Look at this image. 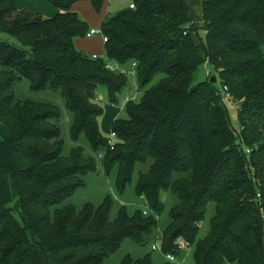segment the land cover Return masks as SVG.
<instances>
[{"label":"trees","instance_id":"16d2710c","mask_svg":"<svg viewBox=\"0 0 264 264\" xmlns=\"http://www.w3.org/2000/svg\"><path fill=\"white\" fill-rule=\"evenodd\" d=\"M45 1L58 11L51 18L0 0V34L19 44L0 40V264H106L125 239L144 244L153 236L162 191L177 197L158 240L174 258L164 264H177L179 238L193 248L194 264H264V0H200L199 28L187 0H132L133 9L99 27L105 59L75 47L90 29L73 6L89 1L99 12L106 0ZM107 62L133 70L141 92L138 102H124L126 119L111 121L112 147L99 131L95 93L104 86L115 104L129 76ZM203 64L214 83L211 75L198 79ZM21 78L32 91L60 92L70 137L84 134L92 156L80 147L63 154L57 107L16 100ZM96 157L106 174L116 168L120 193L139 165L147 167L135 183L143 210L123 206L111 220L110 196L79 211L66 203L96 170ZM120 264L152 262L126 255Z\"/></svg>","mask_w":264,"mask_h":264},{"label":"rangeland","instance_id":"374dc122","mask_svg":"<svg viewBox=\"0 0 264 264\" xmlns=\"http://www.w3.org/2000/svg\"><path fill=\"white\" fill-rule=\"evenodd\" d=\"M132 0H106L100 11L96 12L89 1H80L74 4L73 10L78 16L86 23L87 29H92L100 26L102 19L107 13L111 15L116 14L120 10L127 8ZM36 6V12H39L44 18H47V13L52 11V16L57 11L49 2L45 0H37L32 3ZM188 16L199 28L200 20V0H187ZM27 8V7H22ZM28 9V8H27ZM30 10V9H29ZM197 36H194L196 42H198V36L203 38L202 31H198ZM0 40L19 46L18 42L12 37L0 34ZM76 43L78 46L85 49V54H95L101 59H105V47L102 41L101 35H94L91 38L77 37ZM128 67V66H127ZM129 69V68H128ZM211 67L207 64H203L198 73V79L202 80L205 76L211 75ZM215 76V74L211 75ZM158 78H155L150 85L157 82ZM137 85L135 77H128V85L121 93L116 97V103L111 104L107 89L104 86H99L96 90L95 97L97 104L102 109V114L98 117V127L102 136L109 138L111 135L110 123L112 120L126 119L127 113L123 102L127 99L128 94L132 96L134 102H138L141 98V92L137 91ZM15 99L19 101L29 100L36 103H47L57 107L59 111V119L57 126L61 132V139L64 143L63 154L68 155L70 150L76 147H80L85 157L92 156L93 153L90 149L88 141L84 134H81L77 141H73L70 137V124L72 115L67 111L65 107L64 99L62 98L58 90L46 89L41 91H32L29 88V83L26 79L21 78L13 87ZM227 98V97H225ZM230 120L235 122V105L228 99L226 101ZM138 169L145 171L144 167H137L134 171L131 181L126 184L122 193L116 188V168L114 167L108 174L104 172L101 165V160L96 157V170L88 172L84 176V187L77 189L67 200L66 203L72 205L75 210L79 211L85 204H91L93 206L99 205L106 196H110L112 200L109 217L113 220L116 217L117 211L120 207H125L129 213H132L135 209L143 210L145 201L139 198L135 193V183ZM160 201L163 204V210L158 217V226L152 232V237L144 244H137L129 239H125L119 246V248L106 259V264H120L122 258L126 255L132 258H142L146 255L150 256L152 264H164L166 260L165 256L159 249V239L162 235V230L168 225L170 209L177 204V197L170 191H162L160 193ZM214 212V205L209 204L207 206V212L205 218L199 226L198 238L202 239L206 236L209 230V221ZM152 246H157L156 249H152ZM182 254L179 258H176L177 264H194L192 253L193 248L189 246L188 249L182 250Z\"/></svg>","mask_w":264,"mask_h":264},{"label":"built area","instance_id":"2783aa9c","mask_svg":"<svg viewBox=\"0 0 264 264\" xmlns=\"http://www.w3.org/2000/svg\"><path fill=\"white\" fill-rule=\"evenodd\" d=\"M129 8H130V9H133L134 7H133L132 4H130V5H129ZM94 35H101L100 29H92V30H90V31L87 33V37H91V36H94ZM101 36H102V40H103V42H106V41H107V38H106L105 36H103V35H101ZM93 58H95V56H94ZM105 67H106L108 70L116 71V72H119V73H125V74H127L128 76L135 77V73H134L133 70H129V71L124 70V69H122V68H120V67H118V66L113 65V64L110 63V62H107L106 65H105ZM131 67L134 68V67H135V64L132 63V64H131ZM130 99H132V96H131L130 94H128V97H127V99H126L124 102H127V101L130 100ZM124 102H123V104H124ZM113 139H114V134L111 133V135H110V139L108 140V144L110 145V147H112V146L114 145V140H113ZM143 214H146V211H143ZM175 244L177 245L178 249H180V250H186V249L189 248V244H188L187 242H185V241H184L183 239H181V238H179V239L175 242ZM156 248H157V246H152V249H153V250L156 249ZM165 258H166L167 260H169V261H174L173 256L167 255Z\"/></svg>","mask_w":264,"mask_h":264},{"label":"crops","instance_id":"0c3cea01","mask_svg":"<svg viewBox=\"0 0 264 264\" xmlns=\"http://www.w3.org/2000/svg\"><path fill=\"white\" fill-rule=\"evenodd\" d=\"M15 1V6H16V8L17 9H22V7H27V8H23V9H26V10H29V11H31V12H35V13H39V12H36L37 10V8H36V6H33V4L32 3H34V2H37V0H14ZM131 4V3H130ZM129 4V5H130ZM129 5H128V7H129ZM57 10V9H56ZM58 11H56L55 13H54V15L57 13ZM47 18H51V17H53L52 16V11L50 12H48L47 13ZM110 16H112L110 13H107L106 15H105V17L102 19V21H101V23L103 22V20H105V19H107V18H109ZM101 23H100V25H101ZM100 27V26H99ZM99 27H96V28H92V29H99ZM92 29H90V30H92ZM92 37V36H91ZM91 37H87V38H91ZM74 45H75V47L78 49V50H80V51H83V52H85V49L84 48H82V47H80V46H78L77 45V43H76V39H75V41H74ZM86 55H88V56H92V57H94V56H96L95 54H86Z\"/></svg>","mask_w":264,"mask_h":264},{"label":"water","instance_id":"95a60500","mask_svg":"<svg viewBox=\"0 0 264 264\" xmlns=\"http://www.w3.org/2000/svg\"><path fill=\"white\" fill-rule=\"evenodd\" d=\"M214 82H215V77L212 76V77L210 78V83H214Z\"/></svg>","mask_w":264,"mask_h":264}]
</instances>
